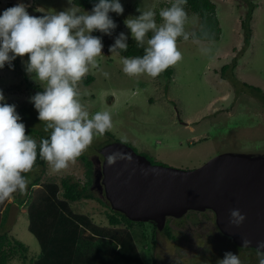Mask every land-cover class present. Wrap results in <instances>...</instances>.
<instances>
[{"label":"rangeland","instance_id":"1","mask_svg":"<svg viewBox=\"0 0 264 264\" xmlns=\"http://www.w3.org/2000/svg\"><path fill=\"white\" fill-rule=\"evenodd\" d=\"M211 1L216 6L222 30L220 39L206 42L177 37L176 46L182 58L171 65L172 76L152 78L144 74L126 75L122 71V57L116 54L118 51L113 53L107 49L121 33L126 42L134 40L124 23L127 18L151 10L159 27L163 23L160 10L171 7L175 0H120L123 13L119 16L109 13L116 27L110 34L100 32L98 36L103 45L102 54L96 58L95 66L89 65L85 76L92 77V82L85 85L81 80L75 85L77 99L89 116L108 111L112 127L102 136L94 137L81 154L93 163L90 191L103 205L96 200H81L70 206L74 213L86 215L95 225L113 234L129 231L145 264H218L226 252L237 254L241 264H259L264 258L253 249L237 247L224 236L211 210L189 211L179 219L167 218L165 227L169 228L172 240L163 231L154 230L152 222L112 227L106 216L110 205L102 184L103 158L99 151L110 143L122 142L154 164L181 170L197 169L223 154L264 157V0ZM18 2L28 5L30 15L41 17L74 7L79 9L77 14L91 10L75 6L72 0H0V12ZM250 3L256 8L250 22V44L243 51L240 24L250 10ZM199 27L200 19L195 14H187L183 34L191 36ZM153 34L152 31L146 34L145 48ZM26 61L27 55L17 57L11 67L6 64L0 69V92L6 103L16 106L25 130L34 131L40 138L51 130L45 131V122L37 119L30 98L44 90L45 83L37 80L34 73L26 72ZM224 65L229 66L225 73L229 81L220 76ZM104 72L109 74L107 78ZM25 176L30 183L41 176V187L47 183L59 185L66 177L83 184L85 167L76 160L54 173L47 164L44 169L33 168ZM33 192L28 185L26 194L21 196L29 199ZM13 195L2 208L12 201L16 203L9 207L3 231L25 245L28 252L17 254L8 264H30L39 257L41 249L28 230L27 205L17 206V199L21 197L17 193Z\"/></svg>","mask_w":264,"mask_h":264},{"label":"clouds","instance_id":"2","mask_svg":"<svg viewBox=\"0 0 264 264\" xmlns=\"http://www.w3.org/2000/svg\"><path fill=\"white\" fill-rule=\"evenodd\" d=\"M187 0H175L171 7L161 9L163 23L157 27L151 10L141 12L124 23L137 45L147 40L143 56L121 58L122 71L126 75L141 74L155 78L169 66L181 60L177 50V37L183 33L186 12L182 5ZM28 5L18 2L0 12V69L17 57L27 55L26 72L45 83L42 92L30 98L37 112V119L45 122V131L51 130L47 139L39 143V157L52 172L66 169L92 143L94 137L102 136L112 127L108 111H97L91 116L77 99L75 85L95 66L101 56L103 45L100 38L91 35L94 31L110 34L116 27L109 13L117 16L124 11L120 0H97L90 11L77 14L74 7L68 11L35 16L27 11ZM75 30V31H74ZM123 33L109 48L127 50ZM117 55L119 53H116ZM105 78L108 73L104 72ZM122 158L120 153L106 157L109 165ZM37 159V142L25 134V124L16 112V106L5 102L0 92V203L14 198L15 193L26 194L29 173ZM229 223L239 227L245 217L239 209L229 213ZM250 242L243 241L247 247ZM264 242L257 243V253L264 257ZM218 264H241L237 254L226 252ZM259 264H264V258Z\"/></svg>","mask_w":264,"mask_h":264},{"label":"water","instance_id":"3","mask_svg":"<svg viewBox=\"0 0 264 264\" xmlns=\"http://www.w3.org/2000/svg\"><path fill=\"white\" fill-rule=\"evenodd\" d=\"M99 153L106 199L128 220L152 222L160 232L167 218L211 210L220 232L237 247L257 251V243L264 242V157L223 154L197 169L181 170L152 164L122 142ZM112 153L122 158L109 165L106 157ZM233 209L245 217L239 227L229 223ZM244 240L250 242L247 247Z\"/></svg>","mask_w":264,"mask_h":264},{"label":"trees","instance_id":"4","mask_svg":"<svg viewBox=\"0 0 264 264\" xmlns=\"http://www.w3.org/2000/svg\"><path fill=\"white\" fill-rule=\"evenodd\" d=\"M96 2L97 0H72L75 6L82 9H91ZM182 7L186 15L192 13L200 19L199 29L191 36L182 33L179 36L182 40L190 37L194 40L215 42L220 39L222 30L216 14V6L211 0H187V3ZM255 8L256 5L250 3V10L240 24L243 31V51L250 44L252 34L250 22ZM99 34V31L93 32L95 37H98ZM126 43L127 50L117 49L122 58L143 56L145 49L143 45L138 46L135 40H128ZM232 63L234 67L235 64ZM228 68L229 66L224 65L219 72L222 79L229 81V77L225 75ZM172 74V68L169 66L155 78H170ZM82 80L85 85H89L92 82V77L87 76ZM42 91L41 89L40 92ZM25 134L38 138L36 140L37 159L33 168L44 169L47 163L39 157V143L41 139H47L50 133L40 138L31 130H25ZM76 160H80L85 167V182L83 184L66 177L61 179L59 185L47 183L41 187V176H38L29 184V191L32 188L34 191L29 199L17 192L21 197L17 199V206L27 205L28 230L36 238L41 249L39 257L31 261L30 264H145L129 231L122 235L113 234V231L95 225L86 215L76 214L72 211L70 204L81 200H96L103 205L102 200L96 198L90 191L93 183V163L83 155H80ZM35 186L38 188L34 189ZM31 198L33 199L31 200ZM5 202L0 203V211ZM12 203L15 202L6 204L0 212L2 214L0 215V264H8L17 254L28 252L25 245L12 239L3 231L7 212ZM108 208L110 213L106 216L112 227L122 224L128 227L134 224L143 225L142 222H132L123 214L112 210L109 206ZM154 230H157L156 225H154ZM86 231V235H81ZM163 233L169 240L173 239L168 227L164 228Z\"/></svg>","mask_w":264,"mask_h":264},{"label":"bare ground","instance_id":"5","mask_svg":"<svg viewBox=\"0 0 264 264\" xmlns=\"http://www.w3.org/2000/svg\"><path fill=\"white\" fill-rule=\"evenodd\" d=\"M220 231V230H219ZM227 237V236H226ZM229 238V237H228ZM233 242V241H232ZM234 243V242H233ZM235 244V243H234ZM248 249H250V248H248ZM254 250V249H253ZM256 251V250H255Z\"/></svg>","mask_w":264,"mask_h":264},{"label":"crops","instance_id":"6","mask_svg":"<svg viewBox=\"0 0 264 264\" xmlns=\"http://www.w3.org/2000/svg\"><path fill=\"white\" fill-rule=\"evenodd\" d=\"M36 187V186H35Z\"/></svg>","mask_w":264,"mask_h":264}]
</instances>
